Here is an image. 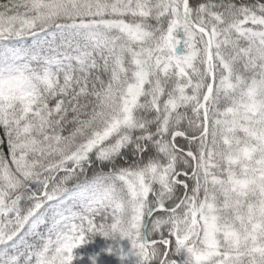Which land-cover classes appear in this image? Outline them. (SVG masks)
Listing matches in <instances>:
<instances>
[{
  "label": "snow or ice",
  "instance_id": "1",
  "mask_svg": "<svg viewBox=\"0 0 264 264\" xmlns=\"http://www.w3.org/2000/svg\"><path fill=\"white\" fill-rule=\"evenodd\" d=\"M74 260L264 264V0H0V264Z\"/></svg>",
  "mask_w": 264,
  "mask_h": 264
},
{
  "label": "trees",
  "instance_id": "2",
  "mask_svg": "<svg viewBox=\"0 0 264 264\" xmlns=\"http://www.w3.org/2000/svg\"><path fill=\"white\" fill-rule=\"evenodd\" d=\"M76 252H79V250H75ZM73 264H77V261H73Z\"/></svg>",
  "mask_w": 264,
  "mask_h": 264
}]
</instances>
